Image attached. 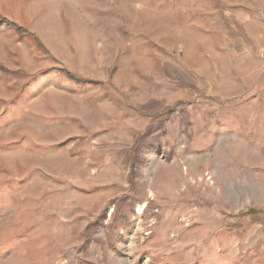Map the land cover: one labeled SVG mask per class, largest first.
Wrapping results in <instances>:
<instances>
[{
  "label": "rangeland",
  "instance_id": "obj_1",
  "mask_svg": "<svg viewBox=\"0 0 264 264\" xmlns=\"http://www.w3.org/2000/svg\"><path fill=\"white\" fill-rule=\"evenodd\" d=\"M0 264H264V0H0Z\"/></svg>",
  "mask_w": 264,
  "mask_h": 264
},
{
  "label": "bare ground",
  "instance_id": "obj_2",
  "mask_svg": "<svg viewBox=\"0 0 264 264\" xmlns=\"http://www.w3.org/2000/svg\"><path fill=\"white\" fill-rule=\"evenodd\" d=\"M139 212H140V214H141V212H142V209H139Z\"/></svg>",
  "mask_w": 264,
  "mask_h": 264
},
{
  "label": "trees",
  "instance_id": "obj_3",
  "mask_svg": "<svg viewBox=\"0 0 264 264\" xmlns=\"http://www.w3.org/2000/svg\"><path fill=\"white\" fill-rule=\"evenodd\" d=\"M14 27H17V26H14Z\"/></svg>",
  "mask_w": 264,
  "mask_h": 264
}]
</instances>
